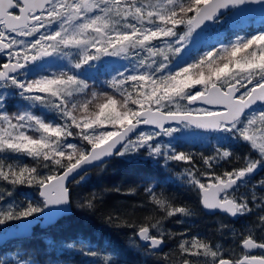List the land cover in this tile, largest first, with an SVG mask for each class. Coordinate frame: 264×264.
I'll list each match as a JSON object with an SVG mask.
<instances>
[{"label": "trees", "instance_id": "1", "mask_svg": "<svg viewBox=\"0 0 264 264\" xmlns=\"http://www.w3.org/2000/svg\"><path fill=\"white\" fill-rule=\"evenodd\" d=\"M204 1L174 0L165 10V25L175 33L184 32ZM262 17L238 20L225 15L210 23L205 43L190 47L180 65L187 67L179 74L172 73L169 82L175 78L196 81L203 83L205 90L225 79L242 80L240 66L252 67L259 59L264 60V42L258 34L264 31ZM51 63L22 78L19 87L0 88L4 95L0 116L7 114L20 125L24 114L31 113L45 126H54L60 117L32 106L23 94L37 92L46 79L75 78L83 88L66 99L74 144L59 150L46 145L37 155L10 146L0 149V207L10 206L0 213V231L43 211L40 186L102 142L97 135L88 137L90 125L106 124L105 133L112 135L145 106H140L143 93L137 85L125 83L121 75H112L117 65L109 70L100 63L89 70L87 63L80 68L72 61ZM105 112L109 113L107 121L101 118ZM26 133L30 138L41 137L35 129ZM205 134L210 141L160 136L152 143H162L161 151L145 146L132 157L116 155L82 175L69 185L72 213L48 227H35L27 237L12 238L0 245V264H216L224 257L237 264L247 254L242 245L245 239L264 243V171L256 175L259 184H240L244 186L243 196L237 200L244 202L248 211L241 210L234 219L205 212L201 189L238 174L247 167L244 157H259L243 139L215 142L217 132ZM216 143L232 147L236 163H218ZM142 228L164 239L165 249L159 252L143 245L137 235Z\"/></svg>", "mask_w": 264, "mask_h": 264}, {"label": "rangeland", "instance_id": "2", "mask_svg": "<svg viewBox=\"0 0 264 264\" xmlns=\"http://www.w3.org/2000/svg\"><path fill=\"white\" fill-rule=\"evenodd\" d=\"M84 1L55 0L46 11L45 17L56 19L50 24L46 21L44 33H28L24 38L18 33L12 37L14 46L21 48L24 44L25 53L29 49L30 56L48 50H52L53 55L31 64L25 71L12 78L0 81V88L23 85L22 78L32 74L37 68H46L45 65L51 61V64L72 61L77 68H80L82 63H87L88 69H95L100 63H104L109 70L117 65V70L111 71L112 75H121L125 83L135 84L141 89L143 95L140 106H145L138 112L149 107L166 112L211 113V109L205 106H191L188 103L189 98L207 91V88L203 90V83L180 78L169 82L172 73L179 74L187 67L180 65L186 60L190 47H199L205 43L203 39L211 32L210 24L196 31L189 21L184 32L175 33L174 28L165 25V10L174 0H89V5ZM262 18L264 20V17ZM207 28L209 31H204ZM260 33V41L264 42V31L258 34ZM65 43H70V46L64 47ZM240 68L243 79L235 82L242 90L240 96L243 97L254 86L264 81V60L259 59L252 67ZM260 69H263L262 73ZM94 72L93 70L92 73ZM231 83H234L231 79H225L219 84L226 87ZM168 86L172 89H168ZM82 88L83 83L75 78L59 81L46 79L40 82L37 92L31 95L23 94L29 104L53 112L61 121L49 127L31 113H26L20 125H16L4 114L0 116V149L10 146L18 151L37 155L46 145L58 150L65 145L72 146L73 123L67 115L66 99L71 94L80 92ZM3 100L4 95L0 91V109ZM108 116L109 113L105 112L101 118L107 121ZM125 116L129 118L130 115ZM120 119L121 117L116 122ZM133 119L130 117V121ZM106 126L90 125L86 134L91 138H94V135L102 137L103 142L111 136L105 133ZM31 129L38 130L41 137L38 139L27 136L26 132ZM205 133L187 123L170 126L163 131L144 129L138 133V137L128 141L118 155L132 157L145 146L159 152L163 147L162 143L154 144L152 141L160 136L184 137L191 142L210 141V137ZM238 135L264 158V106L252 109L233 124L223 125L217 132L218 140L215 142L225 138L236 140ZM251 164L252 162L249 167L254 166ZM9 208L8 204L1 205L0 213L3 214Z\"/></svg>", "mask_w": 264, "mask_h": 264}, {"label": "water", "instance_id": "3", "mask_svg": "<svg viewBox=\"0 0 264 264\" xmlns=\"http://www.w3.org/2000/svg\"><path fill=\"white\" fill-rule=\"evenodd\" d=\"M27 7L43 10L53 0H23ZM10 0H0V19L5 17L7 26H20L14 19L9 18L7 9ZM231 12L232 17L243 20L264 15V0H208L202 5L190 20L194 30H201L221 16ZM18 19V18H17ZM15 24V25H14ZM69 44H65L68 46ZM51 52H40L36 56L26 59L23 63H8L4 69H0V81L10 78L13 74L24 68L28 62H35ZM237 83H232L225 88L220 84L210 85L206 92L189 98V105H202L212 109H219L211 113L194 112H166L160 109L144 108L137 113V118L125 124L121 129L112 134L105 141L92 146L89 152L80 160L72 164L63 172L46 181L40 186V196L44 199L45 208L38 214L26 216L17 223L0 231V245L6 241L27 237L32 234L35 227H48L58 220L72 213L69 185L91 171L115 157L124 145L136 134L146 128H154L158 131L166 127L188 123L192 127L207 133H213L221 129L223 124H233L255 106L264 105V82L254 86L249 94L241 98ZM259 166L255 165L244 170L236 178L224 182L211 183L201 189V205L209 214H227L236 218L238 208L232 199H221V195L232 190L242 180L253 177L259 173ZM143 245H150L154 250L161 251L164 248V240L161 237L151 235L149 230L140 229L137 233ZM249 255L240 259V263L264 264V256L255 255L259 249L264 250V244L247 238L242 243ZM216 264H233V260L225 257Z\"/></svg>", "mask_w": 264, "mask_h": 264}, {"label": "flooded vegetation", "instance_id": "4", "mask_svg": "<svg viewBox=\"0 0 264 264\" xmlns=\"http://www.w3.org/2000/svg\"><path fill=\"white\" fill-rule=\"evenodd\" d=\"M54 1L55 0H53L49 5H47L43 10H36L32 7H30V8L27 7L23 0H10L9 8L7 9V14H8L9 18L14 19L15 24L18 23V25H20V26L8 27L7 23L5 22V17H2L0 19V69H4V66L8 63H23L26 59H29L32 56L37 55L39 52H46V51H39L38 53L30 56V53H29L30 50L29 49H28L27 53H25L26 48H24V44L21 45V48L15 47L14 43L12 42L11 39L13 36L17 35L18 33H21L23 38H24V36H27L26 34H28V33H44L46 30L47 24L54 22V20L56 19V18H52V17L47 19L45 17L46 11L48 10L49 7H51L54 4ZM84 3L86 5H89L90 2H89V0H85ZM65 10H67V8H65ZM46 21H49V22L45 25ZM69 46H67V47H69ZM26 47H28V46H26ZM48 51H50V50H48ZM52 55H53V51L50 55H44L42 58L36 60L35 62H28L24 68H22L20 71L13 74L11 76V78L14 75H18L19 73H22L23 71H25V69H27L31 64L37 63L38 61L42 60L43 58L50 57ZM226 87H224V88L226 89ZM239 90L241 93L242 90L240 89V87H239ZM240 93H239V96H240ZM245 96L246 95H244L243 98ZM259 107H262V106H256V107H253L252 109L259 108ZM208 109H211V108H208ZM218 110L219 109H211V112H215ZM238 138L243 139L241 135H238ZM233 147H235V145ZM215 153L217 154V162L218 163H223V161H231L233 163H236V159L233 157L232 147H224L223 145L216 143L215 144ZM226 153H228V154L225 156ZM258 156L259 157L255 163L253 162L255 160L250 159L248 157H244L243 158V164L247 165L246 168L241 170L236 175H233V176L231 175V176H229L223 180H219L216 182H220V181L224 182L228 179L236 178L237 176H239L244 170H246L250 166L251 162H252V164L254 163L253 164L254 166L255 165L259 166L260 171H259V173L256 174V175H259L261 172L264 171V158H262L259 153H258ZM256 175L253 177H256ZM253 177L246 178V179L242 180L241 182H239L238 185L235 186L232 190L223 193L221 195V199L222 200L232 199L235 202V204L237 205L239 212H241V210L248 211V208H247L248 206L246 205V207H244L245 203L242 201H238L237 197L243 196L241 190L244 186H240V184L246 185V186H251L252 184L255 185V184L260 183L258 176L256 177L255 181L251 180ZM239 208H240V210H239ZM241 208H243V209H241ZM262 252H264V250L259 249L255 252V255L264 256V253L262 254ZM246 255H249V253L247 252Z\"/></svg>", "mask_w": 264, "mask_h": 264}, {"label": "bare ground", "instance_id": "5", "mask_svg": "<svg viewBox=\"0 0 264 264\" xmlns=\"http://www.w3.org/2000/svg\"><path fill=\"white\" fill-rule=\"evenodd\" d=\"M206 212V211H205ZM142 229H144V228H142ZM146 229H148L149 230V232L151 233V230L149 229V228H146ZM158 237V236H157ZM164 240V239H163ZM256 241V240H255ZM258 242V241H257ZM165 246H166V242H165V240H164V248H163V250L165 249ZM163 250H161V251H163ZM160 252V251H159Z\"/></svg>", "mask_w": 264, "mask_h": 264}]
</instances>
